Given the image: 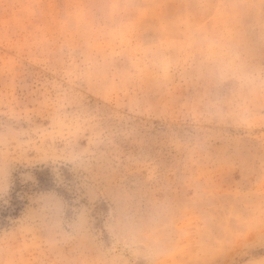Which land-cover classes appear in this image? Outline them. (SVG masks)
Returning <instances> with one entry per match:
<instances>
[{
	"label": "rangeland",
	"instance_id": "374dc122",
	"mask_svg": "<svg viewBox=\"0 0 264 264\" xmlns=\"http://www.w3.org/2000/svg\"><path fill=\"white\" fill-rule=\"evenodd\" d=\"M0 264H264V0H0Z\"/></svg>",
	"mask_w": 264,
	"mask_h": 264
}]
</instances>
